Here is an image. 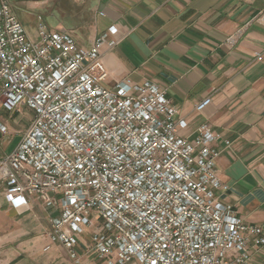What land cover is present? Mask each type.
Masks as SVG:
<instances>
[{
  "label": "built area",
  "instance_id": "obj_1",
  "mask_svg": "<svg viewBox=\"0 0 264 264\" xmlns=\"http://www.w3.org/2000/svg\"><path fill=\"white\" fill-rule=\"evenodd\" d=\"M251 21L264 25V13ZM117 30L111 25L83 47L37 16L31 39L9 0H0V114L21 104L32 111L0 157L2 200L45 208L47 238L73 264L86 232L85 253L103 264H249L264 235L220 198L227 186L211 126L184 136L185 120L156 83L105 86L103 49L119 43Z\"/></svg>",
  "mask_w": 264,
  "mask_h": 264
},
{
  "label": "crops",
  "instance_id": "obj_2",
  "mask_svg": "<svg viewBox=\"0 0 264 264\" xmlns=\"http://www.w3.org/2000/svg\"><path fill=\"white\" fill-rule=\"evenodd\" d=\"M92 40L116 26L119 43L104 47L110 87L120 79L150 81L165 91L192 137L200 123L217 134L221 200L264 235V0H90ZM72 33V32H71ZM235 37L229 45L226 39ZM76 38V37H75ZM210 98L201 112L196 104ZM229 147L223 149V142ZM10 151V150H9ZM44 208L10 209L0 196V264H73L43 228ZM45 220V219H44ZM45 224V223H44ZM46 226V224H45ZM88 239V237H87ZM80 264H103L77 247ZM249 264H264V246Z\"/></svg>",
  "mask_w": 264,
  "mask_h": 264
},
{
  "label": "rangeland",
  "instance_id": "obj_3",
  "mask_svg": "<svg viewBox=\"0 0 264 264\" xmlns=\"http://www.w3.org/2000/svg\"><path fill=\"white\" fill-rule=\"evenodd\" d=\"M9 4L31 39L36 38L37 16H41L49 28L69 30L84 45L88 44L94 34L97 12L92 8L93 5L90 0H9ZM31 118L32 111L24 104H21L13 112L3 111L0 114V122L6 127L5 132L0 131V157L14 148L22 133L27 129ZM7 207L15 210L8 205ZM47 217L48 212L44 208L42 225L43 228L46 227V230H44L45 228L42 229L38 234L39 236L45 231L47 236L49 230ZM88 236L89 232H86L80 247L83 243H88Z\"/></svg>",
  "mask_w": 264,
  "mask_h": 264
}]
</instances>
